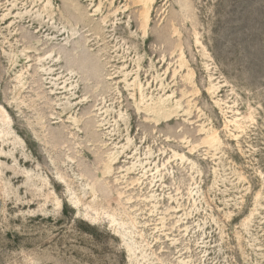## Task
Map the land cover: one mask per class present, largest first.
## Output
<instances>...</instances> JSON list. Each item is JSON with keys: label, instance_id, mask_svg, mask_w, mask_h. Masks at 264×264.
Wrapping results in <instances>:
<instances>
[{"label": "rangeland", "instance_id": "1", "mask_svg": "<svg viewBox=\"0 0 264 264\" xmlns=\"http://www.w3.org/2000/svg\"><path fill=\"white\" fill-rule=\"evenodd\" d=\"M0 264H264V0H0Z\"/></svg>", "mask_w": 264, "mask_h": 264}]
</instances>
